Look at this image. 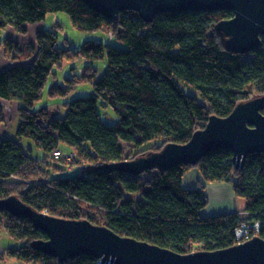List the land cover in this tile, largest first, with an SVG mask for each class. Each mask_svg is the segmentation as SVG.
Returning a JSON list of instances; mask_svg holds the SVG:
<instances>
[{"label":"trees","instance_id":"trees-1","mask_svg":"<svg viewBox=\"0 0 264 264\" xmlns=\"http://www.w3.org/2000/svg\"><path fill=\"white\" fill-rule=\"evenodd\" d=\"M59 11L69 14L76 29L111 32L125 47L86 40L77 50L62 48L54 30L39 29L35 45L21 54V42L0 39L11 61L0 71V99L20 103L18 137L31 138L46 152L44 158H35L18 140L1 138L0 198L16 195L39 211L88 219L181 254L237 244L242 212L252 225L250 237L264 238L262 152L249 154L241 168H236L233 152L224 149L210 152L195 166L180 164L139 175L98 169L107 162L161 150L169 142L186 143L211 115L225 117L238 103L264 95V40L250 53L229 51L216 24L230 18L231 11L166 12L146 22L137 11L125 10L112 21L82 0H0V29L13 25L26 32V23ZM105 52L107 67L96 79L98 69L92 61L103 59ZM25 58L32 60L21 63ZM79 58L90 62L81 75L66 78L64 85L52 84L48 94L68 97L83 82L92 83L93 92L64 102V117L54 116L46 106L36 109L55 66ZM99 104L111 106L119 121L104 122ZM4 121L0 103V125ZM61 145L76 152L74 164L85 163L79 174L58 176L67 169L66 159L50 155L63 150ZM194 168L202 180L188 188L183 178ZM215 182L232 185L235 195L245 200L242 212L203 213L209 204L206 184ZM4 231L23 242L6 252L28 264H100L90 255L60 263L34 248L33 242L47 235L31 219L1 209L0 235Z\"/></svg>","mask_w":264,"mask_h":264},{"label":"water","instance_id":"water-1","mask_svg":"<svg viewBox=\"0 0 264 264\" xmlns=\"http://www.w3.org/2000/svg\"><path fill=\"white\" fill-rule=\"evenodd\" d=\"M105 18L115 21L125 10H134L146 22L166 12L231 11L216 29L234 53H250L263 45L264 0H82ZM230 150L236 168L246 157L264 153V95L238 103L232 112L210 116L204 128L195 131L186 143L169 142L161 150L149 151L134 159L107 162L98 166L106 172L135 175L147 170H168L180 164L197 165L212 151ZM31 219L47 238L36 239L35 249L65 263L79 255H90L100 264H264V238L254 236L230 247L198 250L186 254L133 237L124 236L107 225L88 219H74L39 211L16 195L0 198V210Z\"/></svg>","mask_w":264,"mask_h":264},{"label":"rangeland","instance_id":"rangeland-1","mask_svg":"<svg viewBox=\"0 0 264 264\" xmlns=\"http://www.w3.org/2000/svg\"><path fill=\"white\" fill-rule=\"evenodd\" d=\"M27 31L20 32L13 25H9L6 29H0V39L1 38H15L21 41V54L23 52L29 53L34 45L33 39L35 40V32L38 29H52L58 35V46L59 47H71L73 49H79L86 40H98L103 43L113 44L116 47H125V44L119 40L113 39L112 33H106L103 30H98L94 32L81 31L76 29L70 19L69 14L63 11L48 13L46 18L36 22L26 23ZM253 55H249L248 58H252ZM107 54L103 59H95L92 64L98 69V75L96 79H100L105 73L107 67ZM86 59L79 58L74 61L64 60L62 66H55L54 74L50 75V78L46 84L43 92L42 99L36 104V109L46 106L49 108L50 112L54 116L64 117L67 113V109L64 106V102L69 101L72 98L78 96H86L93 92V86L90 82H83L76 86L75 90L68 97H50L48 91L52 84L64 85L66 83V78L72 77L76 78L81 75L83 68L88 64ZM99 111L102 116V120L108 124H115L119 121V116L111 106L102 107L99 104ZM19 123L15 122L12 127L9 128L7 132V137L13 140H18L25 149L31 148L30 154L35 158H44L46 152L38 148L34 141L28 137H22L21 139L17 135V128ZM125 153L128 151L126 143L124 141L120 142ZM151 145V144H148ZM64 151H71L72 149L67 145H61ZM53 159H56L50 155ZM74 162V161H73ZM73 162L67 163V169L60 172L58 176H75L79 174L85 163L83 165L74 164ZM74 164V165H73ZM242 212V211H237ZM241 219L247 224L248 214L242 212ZM249 224V223H248ZM23 244L22 241L11 237L6 231L2 232L0 235V264H28L26 261L19 257L8 254L6 251L8 248H18Z\"/></svg>","mask_w":264,"mask_h":264},{"label":"crops","instance_id":"crops-1","mask_svg":"<svg viewBox=\"0 0 264 264\" xmlns=\"http://www.w3.org/2000/svg\"><path fill=\"white\" fill-rule=\"evenodd\" d=\"M33 42L35 45L34 39ZM31 60L32 58H25L20 62L23 64H29ZM10 64L11 61L8 57H6L3 47L0 46V71L9 67ZM0 103H2L3 105L5 117L4 123L0 125L1 139L3 137H7L9 128L12 127L15 122L19 123L18 108L20 106V103L18 101H8L4 99H0ZM200 180H202L201 172L198 168H194L184 175L183 184L188 188H194ZM205 191L209 198V204L203 210V213L205 215H214L223 212L243 211L245 208V200L236 196L233 191L232 185L227 182L207 183Z\"/></svg>","mask_w":264,"mask_h":264},{"label":"built area","instance_id":"built-area-1","mask_svg":"<svg viewBox=\"0 0 264 264\" xmlns=\"http://www.w3.org/2000/svg\"><path fill=\"white\" fill-rule=\"evenodd\" d=\"M52 156L56 159H59L60 157H64L66 160V163L73 162L76 158V152L72 151H63L61 149H57L52 152ZM252 225H248L246 223H243L242 227L236 230V237L238 239V242H242V239L245 238V240L250 239V227ZM254 227L258 228V223L253 225Z\"/></svg>","mask_w":264,"mask_h":264},{"label":"bare ground","instance_id":"bare-ground-1","mask_svg":"<svg viewBox=\"0 0 264 264\" xmlns=\"http://www.w3.org/2000/svg\"><path fill=\"white\" fill-rule=\"evenodd\" d=\"M243 242V241H242ZM239 243V242H238Z\"/></svg>","mask_w":264,"mask_h":264}]
</instances>
